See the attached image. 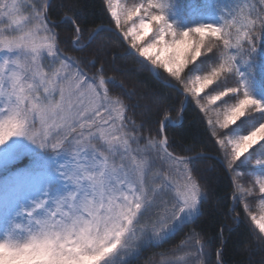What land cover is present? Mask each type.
Returning a JSON list of instances; mask_svg holds the SVG:
<instances>
[{"label":"snow or ice","instance_id":"6c2138e0","mask_svg":"<svg viewBox=\"0 0 264 264\" xmlns=\"http://www.w3.org/2000/svg\"><path fill=\"white\" fill-rule=\"evenodd\" d=\"M102 2L107 24L88 21L79 0H0V171L27 158L0 178V264H224L227 233L244 221L245 249L264 251V0L191 4L187 15L177 0ZM112 43L126 80L146 74L165 95L133 103L144 94L126 80L113 94ZM193 106L212 149L178 155L168 130ZM161 111L175 115L157 127ZM218 166L235 203L216 194ZM257 188L259 214L248 203ZM212 207L215 259L200 228Z\"/></svg>","mask_w":264,"mask_h":264},{"label":"trees","instance_id":"16d2710c","mask_svg":"<svg viewBox=\"0 0 264 264\" xmlns=\"http://www.w3.org/2000/svg\"><path fill=\"white\" fill-rule=\"evenodd\" d=\"M120 2L122 3V5L131 7L135 3L140 2V0H120ZM79 3L81 6L82 14L87 18L88 21L95 23L103 22L107 24L110 17H108L105 13L102 0H79ZM177 3L180 5L182 12L187 15L189 12V6L191 4H212L214 3V0H177ZM202 15L205 18L213 16L215 15V9L212 7L203 8ZM196 18H199V16H197ZM51 19H56V17L53 15ZM94 26V23L89 24V27ZM60 31L62 37L68 35L67 28H64ZM109 47L112 49V51L108 53L109 58L113 56V52L117 54L116 58L112 60L110 64L106 65V75L115 77V83L113 86V94H115V90L118 89L119 82L126 80L125 74L122 73L125 61L118 55L123 51L122 47L115 43L110 44ZM65 51H67L70 55H75V53H73L68 47H65ZM262 51H264V48H262ZM91 58V54H89V59ZM99 66L100 62L97 61L96 67L98 68ZM210 66V64L203 65L202 72L208 70ZM126 83L128 87H131L132 84L135 83L137 91L144 94L143 99L133 98V103L139 102L141 105H144L145 103L149 104L150 101L148 97L151 96L153 93L165 95V90L160 87L159 83L151 79L146 74L128 77ZM205 92H208V90L206 89ZM208 94L212 93L208 92ZM201 95H204V93H202ZM167 103L174 104L175 96L168 95ZM217 104L219 105V102H217ZM166 115L174 116L175 113L170 111H161L159 113V116L156 117L155 126L158 127L159 121L162 120V118ZM183 117V127L170 128L168 130L169 136L173 137L174 139L173 150H175L176 154H192L190 152L183 151L185 147H191L198 152L211 150L214 138L211 137L210 132L207 130V121L203 117V114L199 111V109L195 106L187 107L183 113ZM133 118L138 119V117L136 116H134ZM213 154L215 153L213 152ZM207 163H213V161H207ZM216 163L218 164V162ZM230 182V176L225 175L224 172L218 166L217 175L213 178V185L221 203H224L226 201L231 202L232 188L230 186ZM240 183L247 187L248 179L244 178L240 181ZM253 196L257 198H250L248 200V203L250 204L251 209L257 214H259L260 206L258 188L253 193ZM233 203L235 202L233 201ZM238 211L241 213L242 216H247V213L244 211L243 204L239 205ZM221 218L222 216L220 211L212 207L208 209L205 216L200 221L201 230L213 237L214 247L212 248L211 259H215V246H218L216 245L215 236ZM249 225L250 221H244L237 225L230 233H227L228 239L223 251L224 264H261L262 260H264V251H262L261 249L257 247H252L247 250L245 249V244L250 238L252 227H254H250ZM178 241L179 238H177L176 242ZM148 255L149 253H146L144 259H146ZM135 264H142V260L136 261Z\"/></svg>","mask_w":264,"mask_h":264},{"label":"rangeland","instance_id":"374dc122","mask_svg":"<svg viewBox=\"0 0 264 264\" xmlns=\"http://www.w3.org/2000/svg\"><path fill=\"white\" fill-rule=\"evenodd\" d=\"M24 14L26 15V13H24ZM8 23H9V21L6 18H0V27L7 26ZM129 26H130V24H129ZM7 34L8 33H5V35H7ZM146 39H147V37H146ZM0 107H3V104L2 103H0ZM25 163H26V161L20 162L19 163L20 165H18L17 168L23 167ZM12 170H15V169H13L12 167H10L9 169H6L4 171H0V178H2L3 176L7 175V173L9 171H12ZM2 231H3V217H2V215H0V235H2Z\"/></svg>","mask_w":264,"mask_h":264}]
</instances>
